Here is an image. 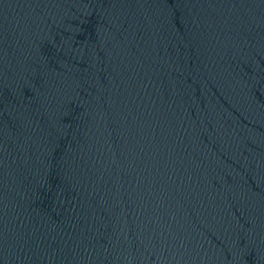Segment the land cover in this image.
<instances>
[{
	"label": "water",
	"instance_id": "obj_1",
	"mask_svg": "<svg viewBox=\"0 0 264 264\" xmlns=\"http://www.w3.org/2000/svg\"><path fill=\"white\" fill-rule=\"evenodd\" d=\"M0 264H264V0H0Z\"/></svg>",
	"mask_w": 264,
	"mask_h": 264
}]
</instances>
